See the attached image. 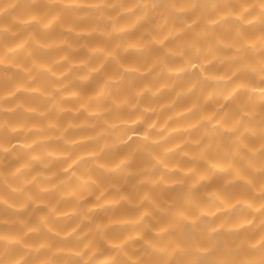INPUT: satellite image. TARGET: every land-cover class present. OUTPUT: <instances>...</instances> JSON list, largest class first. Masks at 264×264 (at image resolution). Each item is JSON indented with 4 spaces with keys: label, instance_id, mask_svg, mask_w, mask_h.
<instances>
[{
    "label": "clouds",
    "instance_id": "obj_1",
    "mask_svg": "<svg viewBox=\"0 0 264 264\" xmlns=\"http://www.w3.org/2000/svg\"><path fill=\"white\" fill-rule=\"evenodd\" d=\"M0 264H264V0H0Z\"/></svg>",
    "mask_w": 264,
    "mask_h": 264
}]
</instances>
